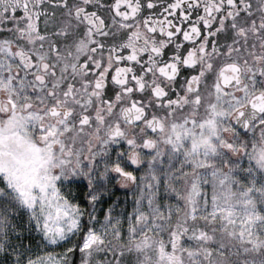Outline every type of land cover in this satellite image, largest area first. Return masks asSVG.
<instances>
[{"label": "snow or ice", "instance_id": "6c2138e0", "mask_svg": "<svg viewBox=\"0 0 264 264\" xmlns=\"http://www.w3.org/2000/svg\"><path fill=\"white\" fill-rule=\"evenodd\" d=\"M0 264H264V0H0Z\"/></svg>", "mask_w": 264, "mask_h": 264}]
</instances>
